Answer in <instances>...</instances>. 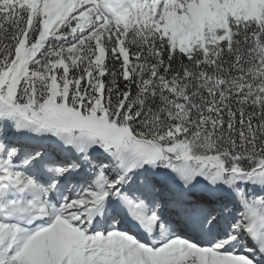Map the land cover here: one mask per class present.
Listing matches in <instances>:
<instances>
[{
	"label": "snow or ice",
	"instance_id": "obj_1",
	"mask_svg": "<svg viewBox=\"0 0 264 264\" xmlns=\"http://www.w3.org/2000/svg\"><path fill=\"white\" fill-rule=\"evenodd\" d=\"M0 264H264V0H0Z\"/></svg>",
	"mask_w": 264,
	"mask_h": 264
}]
</instances>
